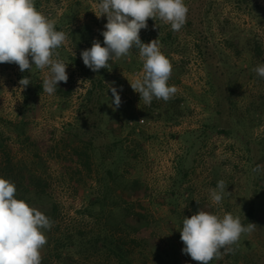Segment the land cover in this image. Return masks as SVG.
Masks as SVG:
<instances>
[{
    "label": "rangeland",
    "instance_id": "1",
    "mask_svg": "<svg viewBox=\"0 0 264 264\" xmlns=\"http://www.w3.org/2000/svg\"><path fill=\"white\" fill-rule=\"evenodd\" d=\"M200 1L205 2V0ZM35 2L37 9L54 20L55 25L65 12L70 11L75 14L68 27L66 24L62 25L61 30L67 34L68 40L65 45L56 49L58 56H54L67 63L66 83L69 85L70 95L59 98L55 94L49 95L42 91L37 99V117L33 119L29 133L38 143L44 160L40 172L49 180L51 193L60 209L55 226L64 233L81 230L88 232L96 230L92 218L84 211L88 200L98 192L96 176L91 174V177L86 178L83 189L77 183L78 176L73 177L74 181H70L71 173H68L70 171L61 166L62 163L56 153L49 155V150L57 145L59 149L57 153H62L59 140L65 133L64 129L77 119V111L90 87V82L79 68L69 59L67 60V56H71L82 62L80 53L70 42L68 33L71 29L86 24L90 29L91 43L83 50L90 48L94 40L100 41L103 46L101 32L105 30L104 25L107 20L103 15L97 18L95 14L98 13L94 7L96 1L93 0H35ZM243 2H248L254 8L253 16L260 14L263 19H252L244 10V3L240 0H217L208 15L214 42L222 46V42L226 39L233 37L241 39L251 32L262 40L264 46V0ZM157 20L160 19H147V27L139 32L142 42L153 40L151 32L155 30ZM179 38L180 47L184 45L185 50L187 41V55L169 53L166 56L172 64L168 83L176 86L177 92L173 97L179 99L182 110L175 122L157 119L156 111L153 113L155 118L151 115L146 119L142 115L144 106H148L130 86L142 73L143 61L139 49L134 46L128 56L113 58L106 69H99L105 70L101 81L102 113L93 116L94 119H90L86 125L89 132L103 138L105 143H110L112 146L116 142L126 149L130 164L125 165L120 171H125L129 179L139 180L140 194L145 190L144 196H138L137 203L144 207L148 218L146 222L137 225L139 233H131L136 242H140L139 236L143 240L141 248H135L131 259L134 264H156L154 253L157 251L156 253L161 252V254L164 252L176 254L178 264H199L181 251L184 244L180 239L179 226L176 224V213L179 218L183 217V213L184 216L190 217L193 207L205 206L204 208L209 212L220 216L226 212L231 213L233 216H238L241 221L247 205L254 200L255 219L248 223L256 226L251 231L241 234L237 264H254L258 259L264 261V181L258 189L257 196L253 197L255 179L250 173L251 163L243 157L240 143L214 132L202 134L203 126L211 116L202 102L203 98L209 97L206 75L194 50L190 51V37H186V33L182 32ZM123 59L126 63H131L133 60L140 67L137 70L130 69L132 67L122 63ZM245 60L244 55L239 58L232 57L231 63L244 66ZM33 72H36L37 80L42 83L44 70L35 68ZM19 74V66L16 63H0V120H14L17 115L23 91V87L19 84ZM95 77L99 79V75ZM107 84L118 89L121 98L118 108L112 103V94ZM261 97H264V86L248 83L239 89L235 100L237 106L246 114L247 108L252 109L250 103L253 100H260ZM153 100L158 103V99ZM122 111L126 113L120 116ZM129 112L136 115V132L140 130L143 132L142 135L131 133L129 126L134 122H130L128 127L125 125L123 119ZM0 130H3L1 121ZM249 135L251 140L264 135V111L259 125L252 129ZM191 143L193 147L189 150ZM180 161L188 176L181 179L179 185L177 177L181 178V173H178L177 165ZM220 180L227 185L226 191L229 194L223 197L221 204L216 205L210 199L209 190L214 189ZM171 192L175 194L173 204L169 202ZM43 249L44 246L40 250L41 256ZM226 251L222 249L221 255ZM221 255L215 258V261L220 259ZM240 256L244 260L240 259ZM80 262L77 256H73L71 263L67 260H51L48 264H80Z\"/></svg>",
    "mask_w": 264,
    "mask_h": 264
},
{
    "label": "trees",
    "instance_id": "2",
    "mask_svg": "<svg viewBox=\"0 0 264 264\" xmlns=\"http://www.w3.org/2000/svg\"><path fill=\"white\" fill-rule=\"evenodd\" d=\"M215 1L217 0H205V2L186 0L188 8L186 22L179 31H173L170 24L157 20L156 28L151 34L153 40H158L160 50L165 56L169 53L181 55L186 53L187 55V41L185 50L184 45L180 47L179 37L182 32L186 33V37H190V51L194 50L195 56L203 66L209 95L202 100L211 113L208 122L202 128V134L207 135L214 132L240 143L243 157L251 163L250 173L255 179L252 195L256 197L264 181V135L251 140L249 133L259 125L262 119L264 97L260 100H253L249 105L252 109L247 108L244 114L241 107L237 106L235 96L245 84L255 83L264 86V78L259 77L254 71L260 62L264 63V46L262 40L251 32L241 39L238 37L226 39L222 42V46L214 42L208 15L213 10ZM240 1L244 3V10L252 19H263L258 13H256L257 16H253L254 8L248 2ZM35 7L37 8L36 2ZM74 18L73 12H65L55 25L56 29L61 30L64 24L68 27ZM68 35L78 53L91 43L90 29L86 24L74 30L71 29ZM242 55L246 57L244 66L231 63L232 57L239 58ZM68 59L79 68L90 82V87L77 111V119L64 129L65 133L59 140L62 153H57L59 149L55 145L49 150V155L56 153L62 163L61 166L70 171L68 172L71 173L70 181H74L73 177L78 176L77 183L83 189L86 178L91 177V174L96 176L98 192L96 196L88 200L84 208L85 214L92 218L96 230L64 233L55 226L60 209L51 193L49 180L40 172L44 160L38 143L29 133L31 123L38 113L37 99L43 91L42 83L37 80L36 72H33L36 68L34 65L29 71L27 69L24 72L20 71L18 75L19 80L25 76L28 77L30 84L23 87L22 101L15 119L0 120L3 128L0 130V176L15 184L17 199L24 200L30 207L40 211L51 221L50 229L44 231L47 242L41 256L42 264H48L51 260H67L71 263L73 256L80 259V264H108L109 262L110 264H134L131 256L136 247L141 248L143 240L139 236L140 242H136L131 233H139L137 225L146 222L148 218L144 207L137 203L138 196H144L145 190L140 194L139 180L129 179L125 171H120L125 165L130 164L126 149L116 142L110 146L111 144L105 143L103 138L86 129L88 121L94 119L93 116L102 111L101 81L105 70L93 72L80 60L71 56H67ZM122 63L132 67L130 69L133 70L140 67L133 60L131 63H126L123 59ZM95 75H99V79H96ZM54 94L59 98L68 97L70 95L69 85L66 82L59 83ZM178 100L177 97H172L168 101L158 99V103L152 100L151 104L147 105L148 107L144 106L142 115L146 119L151 115L155 118L153 113L156 111L157 119L175 122L182 113ZM124 113L126 112L122 111L120 116ZM136 120L133 112L126 114L123 119L127 127L130 122H134L135 125L129 126L131 133L142 135V131L136 132ZM191 147H193L192 143L188 149L190 150ZM181 162L177 165L178 173H181V178L177 177L179 185L181 179L188 176ZM257 165L261 166L259 171L254 170ZM169 196V202L173 204L174 192H171ZM204 207H193L190 216L198 210L209 212ZM184 214L179 218L176 213V224L179 226V231L186 217ZM255 215L256 209L254 200H252L247 205L241 223L247 225L255 219ZM239 248L238 240L228 245V250L221 255L220 259L215 261L213 258L209 264H237L240 255ZM156 252L154 253L156 264H178L176 254ZM240 259L244 260L243 257ZM254 264H264V261L258 259L254 261Z\"/></svg>",
    "mask_w": 264,
    "mask_h": 264
},
{
    "label": "clouds",
    "instance_id": "3",
    "mask_svg": "<svg viewBox=\"0 0 264 264\" xmlns=\"http://www.w3.org/2000/svg\"><path fill=\"white\" fill-rule=\"evenodd\" d=\"M98 14L106 17L101 32L103 46L94 40L92 46L80 52L83 64L93 72L107 68L113 58L128 56L135 46L139 49L142 73L130 84L145 105L152 100L168 101L177 92L168 83L172 64L161 52L157 39L141 41L139 32L147 27L148 18H158L179 31L186 22L188 8L185 0H96ZM67 34L57 30L55 21L35 7V0H0V63H16L19 70H30L34 65L44 70L43 91L49 95L57 91L58 82H67V63L58 56L56 49L67 43ZM74 54V53H73ZM31 60V63H30ZM254 71L264 78V63ZM22 87L30 84L28 77L19 80ZM112 103L118 108L121 98L117 87L107 84ZM260 165L254 169L259 171ZM226 184L217 182L209 190L213 204L219 205L225 195ZM15 184L0 176V264H41L40 250L46 244L44 231L50 229L51 221L43 213L15 197ZM256 225H243L238 216L198 210L184 217L180 239L186 253L199 264H209L221 255V250L237 242L242 233Z\"/></svg>",
    "mask_w": 264,
    "mask_h": 264
}]
</instances>
